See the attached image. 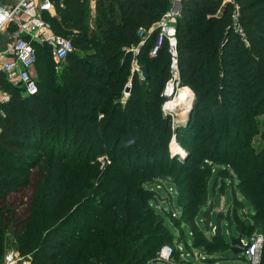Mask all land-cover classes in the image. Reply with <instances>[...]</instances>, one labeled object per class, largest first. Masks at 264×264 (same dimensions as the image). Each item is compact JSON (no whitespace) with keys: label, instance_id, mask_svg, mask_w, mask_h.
<instances>
[{"label":"trees","instance_id":"1","mask_svg":"<svg viewBox=\"0 0 264 264\" xmlns=\"http://www.w3.org/2000/svg\"><path fill=\"white\" fill-rule=\"evenodd\" d=\"M50 1L54 16L42 17L73 47L58 75L48 48L37 44L32 47L34 68L42 78L35 83L39 92L23 95L0 72V92L8 95L0 104V264L7 240L29 264H164L157 259L161 246H170L172 255L177 249L151 206L158 194L149 186H158L160 177L149 173L202 176L199 191L192 189L187 202L192 213L181 205L186 192L172 182L181 213L177 218L163 212L173 227L196 230L193 220L206 205L211 176L210 165L199 172L193 164L194 152L203 146L208 157L222 162L215 164L223 167L218 190L224 180H236L233 203L217 213L211 238L227 246L219 234L222 220L232 223L242 238L259 234L258 264H264V130L259 122L264 117V0H234L247 46L231 29L232 5L224 0L179 3L173 18L179 86L194 99L186 123L175 129L180 147L189 152L179 164L163 148L170 121L159 105L169 79L166 43L154 57L148 54L156 24L171 1L94 0V26L88 23L86 0ZM139 30L145 33L135 56L146 70L142 80L129 71V50L138 43ZM129 78L131 87L121 104ZM240 129L246 134L241 136ZM253 137L260 139L256 146ZM71 150L85 154L72 157ZM101 154L109 160L102 169L95 162ZM26 189L30 194L27 200L20 198L25 200L19 203L25 205L21 218L4 202ZM235 190L249 204L250 215L239 216L243 208ZM166 200L171 201L169 194ZM209 211L202 214L204 226ZM188 213L191 222L184 220ZM151 220L159 238L153 241L146 234L136 242ZM145 241L152 242L148 246ZM181 245L186 250V241Z\"/></svg>","mask_w":264,"mask_h":264},{"label":"rangeland","instance_id":"2","mask_svg":"<svg viewBox=\"0 0 264 264\" xmlns=\"http://www.w3.org/2000/svg\"><path fill=\"white\" fill-rule=\"evenodd\" d=\"M176 4L172 7L171 5V9L172 11L175 12L176 9ZM178 8V7H177ZM88 23L90 26H94L93 25V15H91L89 17ZM63 65V64H62ZM54 75H58L57 73H54ZM32 79L35 83H38L42 80V78L39 75V71L37 69V67H35L32 70ZM165 86V84H164ZM38 89L39 92V88ZM190 90V89H189ZM192 94V92H191ZM174 99V98H172ZM233 99V98H232ZM167 99L164 98V100L159 103L160 105V112L161 115L163 117H168L169 118V135L168 137L165 139V143L163 144V148L166 151L167 157L168 158H172V160H175L177 162V164H179L181 162V160H184V158L186 157V155L189 154V152H187L186 150H184L183 148L180 147L179 143H178V136L176 134L175 129L177 128V126H182L184 125V123H186V114L190 115V111L192 109L193 106V94L192 97L189 101V105L188 108L185 110V112L182 115H178L175 116L174 112L172 114V116L175 117H169V116H165V112L161 111V107L164 103V101H166ZM125 100H122V98L120 99V103L122 104ZM169 102H171V100H169ZM167 102V103H169ZM166 103V105H167ZM165 105V107H166ZM218 108L223 109L224 105L223 104H218L217 105ZM171 113V112H170ZM260 122V129L264 130V117H260L259 118ZM181 122V123H180ZM240 135H244L246 134L245 130L240 129ZM181 135V133H180ZM181 137H183V135H181ZM69 138L74 139L71 135V133L69 134ZM252 140H254V145L256 146L257 143L260 142L259 137H253ZM174 142L175 145H177V148L180 150V153H178L177 155H175L172 151V147L171 144ZM230 142V141H229ZM162 143V140L159 139V144ZM223 142H221L220 144L222 145ZM156 144H158L156 142ZM206 150H208L207 147L203 146L202 148H200L197 152H194L195 156H194V165L197 166V168H199V172H201V170L204 168L209 169V165L211 166L210 168H212L213 172L211 173V176L208 179V183H207V201H206V205L202 206L199 209V213L197 214L195 220L191 219L189 216V213H192V209L189 208V204L187 203L188 200L191 198V196H193V191L192 189H195L196 191H199V187L202 184V176H198L197 174H192L189 175L188 173L184 174V173H173L171 175H166V172H159L156 171V174H160V175H156L155 173H149L152 174L153 176H159L160 178H158L159 181H157L156 184H158V187L160 186L159 189H156V187L154 185L149 186L151 190H154L157 192L158 194V198H157V202H151V206L154 208L155 212L159 213L162 216V220L164 222L165 227L167 228V230L171 233L172 237H171V241H172V246H174V248H181V253L180 251L177 249L175 251V253L171 256V258L165 262L164 264H247L245 263L244 260V256L242 253L240 254H233L231 251L230 246V242L234 239L237 238V233L235 230V227L232 223H228L225 220H222V222L220 223V227H219V234L221 235V238L223 240V243L226 244L227 246H223L221 245V243L218 240H215L214 238H211V234L212 231L209 230V228H214L216 226V215L219 212V207H220V201L221 199L223 200L224 203V211H226L227 208H229L232 203H233V197L231 194V188L232 185L233 187L236 185V180L234 179L233 182H231L229 179H226L223 181V188L221 190V192L218 190L219 188V177H218V172L223 170L222 166H215V164H219L222 162H218L216 163L214 160H212L210 157H208V152H205ZM220 149H218L219 151ZM182 151V152H181ZM190 153H192V151H190ZM73 154V155H72ZM85 153L83 151H70L69 155L72 157H79L81 158V156H83ZM174 154V155H173ZM219 155V153H216V156ZM69 156V157H70ZM209 159V160H208ZM49 161V160H48ZM96 164L98 165V167H100L102 169L103 166H106L109 164V160L106 156V154H101L99 156H97V158L95 159ZM129 162V160H128ZM226 163L227 162H223ZM214 164V165H213ZM77 165V164H76ZM99 168V169H100ZM202 168V169H201ZM174 171V170H173ZM175 172V171H174ZM217 181L216 186L214 187V183ZM170 182L174 183L181 191H185L186 193H184L182 195V198L185 200V202H182L181 205L182 206H186L188 209H190V212L188 213V215L185 216L184 220H187L189 218L194 221L196 227L198 229L196 230H191V232H189L188 228L185 225H181V227H173V225L170 223L168 217L166 214L168 211H170L172 214H175L177 216V218L180 216L181 210L180 207L178 206L177 203V197L175 194V191L173 189V187L169 184ZM170 191V192H169ZM30 194V191L28 189L24 190V192L22 193H14V194H10L7 196V198L5 199V206L6 208H15V215L20 216L21 218H23L24 214H22V210H24L25 205H19V203H24L23 201L27 200L28 196ZM167 194L170 195L171 197V201H167L166 197ZM25 198V200H21L20 198L23 197ZM235 198L238 199V201L242 202V208L243 211L246 214H251V208L249 206L248 203H246L240 196L239 194L236 192L235 190ZM209 209L211 211L210 217L208 214L207 220L209 221V226L203 224L202 221V214L203 212ZM209 211V212H210ZM242 210H239L238 214L239 216H242ZM164 212V213H163ZM141 216V215H140ZM140 216L138 218H140ZM189 216V217H188ZM236 221V220H235ZM191 222V221H190ZM150 224V229L147 231L144 230V226H143V230L141 231V233L138 235L136 242L140 239L143 238V241L146 239L145 235H151V238L156 239L159 238L160 233L158 232V227L155 225V223L151 220L149 221ZM199 230L201 232H199ZM146 235V236H147ZM194 241L193 244L191 243V241ZM206 240V241H205ZM186 241V245L187 248L186 250L184 249V246L181 244H184V242ZM146 244L149 246V242L152 241H145ZM178 244V245H177ZM180 244V245H179ZM192 244V245H191ZM165 245H162L161 247H163ZM13 247L12 244L9 240H7L6 242V251H5V255L7 254H15L13 252Z\"/></svg>","mask_w":264,"mask_h":264},{"label":"built area","instance_id":"3","mask_svg":"<svg viewBox=\"0 0 264 264\" xmlns=\"http://www.w3.org/2000/svg\"><path fill=\"white\" fill-rule=\"evenodd\" d=\"M172 7L175 4H179L182 0H170ZM225 4L232 5V23L231 29L236 33L241 41L247 46L244 38L243 31L237 24V8L234 4V0H224ZM171 7V8H172ZM169 8L168 11L163 13L156 24V34L154 42L148 52L150 57H154L159 51L163 42L167 45V54L169 56V79L165 82L161 96L171 93V100L174 98L175 92L180 87L179 78L177 72V56L175 50L174 39V27L173 18L177 15V9L175 12ZM52 10L50 0H18L12 7H3L0 5V28L7 22H12L15 25V30L12 33V42L0 50V72L4 75L6 81L12 86H20L22 88V94L25 96H31L36 93V84L32 79V70L35 64V53L32 47V42L38 45H42L48 48L49 57L53 65V71L59 72L66 57L73 52L71 43L64 37L55 35L49 23L42 17L43 13H48ZM138 43L131 47L132 58L130 61V75L136 74L140 80L143 79L140 72V66L137 64L135 56L138 54L140 46L144 43L145 33L142 30L138 31ZM167 84H170L174 91L167 92ZM131 87L130 78L126 81L122 88V100H124L129 93ZM124 88L128 89V92H124ZM170 99L164 101L161 111L165 112V116L171 117L172 112L166 111L164 105L169 102ZM8 101V95L0 92V104H4ZM101 115L98 116L100 118ZM175 117V116H172ZM172 151L175 155L180 153L177 145L174 142L171 144ZM182 152V151H181ZM173 154V155H174ZM213 172L212 168L210 169ZM156 188H159L156 186ZM170 192V191H169ZM224 209V203L221 199L219 212ZM242 215L246 213L242 210ZM171 217H177L172 214ZM211 231L214 228L210 229ZM240 246L244 248L242 253L244 256V262L247 264H258L261 255V248L263 244V237L259 234H253L248 238L240 237ZM181 253V248H177ZM172 255V248L170 246H163L157 253V259L167 262ZM2 264H29L26 258L18 257L17 254H7L3 257Z\"/></svg>","mask_w":264,"mask_h":264},{"label":"crops","instance_id":"4","mask_svg":"<svg viewBox=\"0 0 264 264\" xmlns=\"http://www.w3.org/2000/svg\"><path fill=\"white\" fill-rule=\"evenodd\" d=\"M17 1L18 0H0V5L3 7H12L13 5L16 4ZM86 1H87V10L89 17L91 15H93L94 17V0H86ZM47 15H49L50 17L54 16V11L51 10L50 12H48ZM14 30H15V25L12 22H7L3 27L0 28V50H2L5 46H7L12 42L13 39L11 35L14 32ZM31 44H36V43L32 42Z\"/></svg>","mask_w":264,"mask_h":264},{"label":"bare ground","instance_id":"5","mask_svg":"<svg viewBox=\"0 0 264 264\" xmlns=\"http://www.w3.org/2000/svg\"><path fill=\"white\" fill-rule=\"evenodd\" d=\"M166 90L167 92L174 91L173 87L170 84H167ZM191 97L192 94L190 91L187 92L183 88L179 87L175 92L174 99L172 100L170 99L171 102L167 103V105L165 104L166 107L164 105V108L168 112H172V113L174 112L175 116L178 117V115H182L185 112V110L188 108Z\"/></svg>","mask_w":264,"mask_h":264},{"label":"water","instance_id":"6","mask_svg":"<svg viewBox=\"0 0 264 264\" xmlns=\"http://www.w3.org/2000/svg\"><path fill=\"white\" fill-rule=\"evenodd\" d=\"M178 6H179V4H176V6H175L176 9H177ZM140 72H141L143 78H147L146 70L143 67L140 68ZM124 92H128V89L127 88H124ZM163 96H164L165 99H170L171 96H172V92L171 93H168V94H165ZM188 118H189V115L186 114V120ZM239 239H240V236H237L236 239H234V240H232L230 242V246L229 247L231 248V251H232L233 254H240V253H243L244 252V248H242L240 246Z\"/></svg>","mask_w":264,"mask_h":264},{"label":"clouds","instance_id":"7","mask_svg":"<svg viewBox=\"0 0 264 264\" xmlns=\"http://www.w3.org/2000/svg\"><path fill=\"white\" fill-rule=\"evenodd\" d=\"M0 19H2V17H0Z\"/></svg>","mask_w":264,"mask_h":264}]
</instances>
